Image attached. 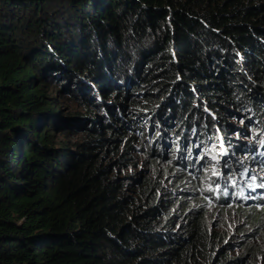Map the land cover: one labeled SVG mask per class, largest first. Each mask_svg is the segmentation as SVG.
<instances>
[{
	"label": "trees",
	"instance_id": "obj_1",
	"mask_svg": "<svg viewBox=\"0 0 264 264\" xmlns=\"http://www.w3.org/2000/svg\"><path fill=\"white\" fill-rule=\"evenodd\" d=\"M227 114L264 127V0H0V264H262L264 177L186 168Z\"/></svg>",
	"mask_w": 264,
	"mask_h": 264
},
{
	"label": "rangeland",
	"instance_id": "obj_2",
	"mask_svg": "<svg viewBox=\"0 0 264 264\" xmlns=\"http://www.w3.org/2000/svg\"><path fill=\"white\" fill-rule=\"evenodd\" d=\"M59 102L61 105L62 110H64L63 114L67 115L69 112H79L80 114H82L84 116L86 110L84 108H81L82 106H79L77 103H75L70 97L69 95L65 92H63L60 96H59ZM244 113V112H243ZM211 114L213 115L214 118L215 114L213 111H211ZM83 116L81 118H83ZM217 116V115H216ZM256 119L258 120V115L255 114ZM243 119H245L246 123L243 124ZM74 120V119H72ZM85 120L83 119H75L74 121H72V125H78L79 123H83ZM224 126L226 127V129L228 130V133L226 134H221L220 136L214 137V139L217 141L218 143V147H216V149L218 150L216 151H212L209 152L208 151V147L206 146V141L203 143V145L201 146V148L199 150H197V152L195 153L196 157H197V161L199 158L205 156V154L211 158L210 156H213L212 154L216 155V160H212V162H209L207 160L206 164H203L201 166V168L198 167H194L192 169L187 168V171L189 173H191L192 175H196L200 182L202 184H204L206 179H215L218 175L221 174V170H223V155L222 154H229L232 155L233 159L235 160L236 163L241 164V166H246L248 167L250 170H253L256 174L257 177L259 176H263L264 177V169L262 170H258L256 167L253 166V157L252 155H250L249 151L246 150L242 144H244L243 142L245 141H251V135L252 133H256L258 131H252L251 128L258 126L260 129H264V127H260L256 122L253 123H249V120L247 118H244V114L243 115H230L227 114V116L224 118L223 120ZM242 128V130L240 129ZM71 131H73V129H70ZM249 130H251L252 132H249ZM155 132V130H154ZM262 132V131H259ZM211 137H213V133H210ZM149 137V136H148ZM151 137V135H150ZM78 138H80V134H74L70 137H67V139L70 142H73L75 140H77ZM213 140V138H212ZM213 143V141H211V144ZM73 147V146H71ZM181 149V146H180ZM179 151V148L178 150ZM170 155H174L173 157H177L176 152L175 153H170ZM135 159L138 160V170H144V169H148L147 165L145 164L144 161V157L140 154H134ZM195 161V162H197ZM231 162V159H230ZM235 167L234 164L231 163V167ZM240 167V166H239ZM131 169H126V172H128L127 174L131 173ZM243 177L241 176L240 180H242ZM252 184H254V187H257V182L255 181H251ZM259 184V182H258ZM257 185V186H256ZM264 186V180H262L261 184ZM190 194V193H188ZM236 206V202H232L229 203L228 208L226 214H224V212H222L221 210H219L218 208L213 209L214 211V216H213V222L215 225L221 224V223H226V224H232L233 226L236 224H241V222L243 221V219L241 218V216L239 215V213L237 212V209L235 208ZM223 213V214H221ZM238 251H233V253H237ZM262 264H264V258H262Z\"/></svg>",
	"mask_w": 264,
	"mask_h": 264
},
{
	"label": "bare ground",
	"instance_id": "obj_3",
	"mask_svg": "<svg viewBox=\"0 0 264 264\" xmlns=\"http://www.w3.org/2000/svg\"><path fill=\"white\" fill-rule=\"evenodd\" d=\"M227 155V154H226ZM223 158H224V156H223Z\"/></svg>",
	"mask_w": 264,
	"mask_h": 264
}]
</instances>
